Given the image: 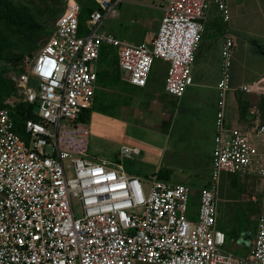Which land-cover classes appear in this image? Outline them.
Returning a JSON list of instances; mask_svg holds the SVG:
<instances>
[{
    "label": "built area",
    "instance_id": "obj_1",
    "mask_svg": "<svg viewBox=\"0 0 264 264\" xmlns=\"http://www.w3.org/2000/svg\"><path fill=\"white\" fill-rule=\"evenodd\" d=\"M120 1L95 0L103 12L90 14V28L81 35L80 5L67 0L27 71L11 79L17 95L5 104L32 106L40 121L23 122L26 141L14 131L10 112L0 108V264H264V214L243 257L225 249L226 237L217 229L220 174L264 177V124L257 112L249 111L255 118L249 127L226 125L229 92L264 95V77L231 86L229 36L215 86L212 184L200 190L194 221L187 216V186L155 179L145 190L117 162L93 161L88 155L89 130L78 119L93 102L101 45L117 50L124 81L138 88L147 85L155 59L166 62L165 92L181 98L193 84L192 63L210 4L228 20L224 0H167L153 40L131 45L98 33L101 21L116 15ZM253 137L261 142L260 151ZM120 154L130 159L139 151L122 147ZM73 201L80 205V217L74 215Z\"/></svg>",
    "mask_w": 264,
    "mask_h": 264
},
{
    "label": "rangeland",
    "instance_id": "obj_2",
    "mask_svg": "<svg viewBox=\"0 0 264 264\" xmlns=\"http://www.w3.org/2000/svg\"><path fill=\"white\" fill-rule=\"evenodd\" d=\"M12 1L29 5L44 21V31L38 44L40 49L54 25L48 18L47 12L57 10V14H62L67 0H58L56 3L51 0ZM166 1L121 0L115 6L116 15L103 19L98 33L131 45H140L149 41L157 33L162 17L160 6H165ZM80 3L86 8L81 15V35H85L90 28L87 24L88 11L102 13L103 10L95 4V0H80ZM203 25L204 34L198 53L200 54L202 47L210 45L213 58L209 57L208 69L192 72L193 84L185 89L181 98L165 92L168 66L161 59H155L146 88L120 83L118 87L112 89L97 83L95 109L90 112L87 123L84 124L89 130L88 155L93 161L101 158L117 162L126 174L138 176L145 190L153 180L158 179V172L162 177L168 174L169 179L163 178L161 181L185 184L190 188L187 214L191 211L196 216L200 189L208 188L212 184L209 175L211 166L209 168V163H206V169L200 173L199 179H188V176L193 172L194 164H197V168L204 167V163H192L197 153L201 161L205 158L208 160L211 149L218 96L217 91L208 86L214 84L219 73L221 59L218 58L216 48L220 40L222 41L217 26L207 24L206 20ZM108 51L115 50L109 47ZM235 57L237 63L231 69L233 81H237L235 85L252 84L264 77L263 55L247 48ZM120 73L121 76L125 75L122 70ZM195 73L198 78L195 77ZM17 74L16 70L8 69L7 76L11 79ZM260 95L234 91L228 93L227 118L232 115L238 120L231 121L233 128L243 129L244 125L241 123L245 124V122L240 123L239 99H247L250 102L248 112H259L257 103ZM161 104L168 106L169 109V121L166 120L167 122L162 126L160 125ZM17 134L26 141L30 138L23 130H18ZM251 143L257 150H261L259 140L253 137ZM124 146L138 148L140 153L132 155L130 159L123 158L119 155V151ZM46 152H49L48 147ZM73 212L76 217L81 216V208L77 201H73ZM216 214L217 229L222 230L226 235L225 249L234 255L246 256L251 245L244 247L242 244L244 241L253 242L258 220L264 214V177L250 172L221 173L217 187Z\"/></svg>",
    "mask_w": 264,
    "mask_h": 264
},
{
    "label": "trees",
    "instance_id": "obj_3",
    "mask_svg": "<svg viewBox=\"0 0 264 264\" xmlns=\"http://www.w3.org/2000/svg\"><path fill=\"white\" fill-rule=\"evenodd\" d=\"M51 1L53 3L58 2V0ZM77 2L81 8L79 18V29L81 34V15L86 11V8L80 3V0H77ZM91 12L93 13V11H88L89 17ZM47 13L49 15L48 18L51 19L54 24L53 30L48 34L50 37L55 30L56 21L61 14H57V10H51ZM44 26V21L39 15L34 13L29 5L14 3L12 0H0V108H6L10 112L14 122V131L16 133L18 130H23L24 134L26 133L23 127V122L25 120L31 119L35 122H39L40 120L33 114L32 106L23 102H19L13 107L5 104L7 99L10 97H16L17 95V88L15 87L14 82L7 76L8 69L16 70L18 74L27 71L29 61L41 49L38 48V44L41 34L44 31ZM109 47L113 48L115 51L109 52ZM95 63L96 86L97 83H100L106 88L115 89L120 83H126L123 80V76H121V69L118 65L117 50L114 47L101 45L99 56ZM148 83L149 78L147 84ZM95 97L96 94H94L91 107L82 111L78 119L79 122L83 124L87 123L90 112H93L95 109ZM238 104V108L241 111L240 122L248 123L246 125L247 127L251 126V123L255 118L254 116H250L248 112L250 102L247 99L242 100L241 98L239 99ZM257 106L259 109V112H257L259 120L264 124V95L262 97L260 95ZM157 178L162 180L164 177L158 172Z\"/></svg>",
    "mask_w": 264,
    "mask_h": 264
},
{
    "label": "crops",
    "instance_id": "obj_4",
    "mask_svg": "<svg viewBox=\"0 0 264 264\" xmlns=\"http://www.w3.org/2000/svg\"><path fill=\"white\" fill-rule=\"evenodd\" d=\"M224 3L226 6V11H227V15H228L227 21L223 20L222 13L220 11H218L216 6L212 3L210 4L209 9L205 15V20H206L207 24L217 26V30H219L221 32L222 41L220 40L218 48H216L218 58L221 59L219 51H221L220 48H222V45L224 43L225 38L227 36H229L232 39V41H233V54H232L233 56L232 57L233 58H232L231 69H233V65L237 63V57H235V55L236 54L239 55L241 53V51H244L247 48L255 50L264 56V54L262 53V52H264V0H224ZM160 7H161L162 15H163L162 10L165 6H160ZM205 20L203 21V23H205ZM203 23H202V25H203ZM203 34H204V25H203V32H202L201 39L203 38ZM154 37H155V35L151 38V40L149 39V41H146L144 43L151 42ZM200 42H201V40H200ZM200 42H199V45H198V47L195 51V54H194V60L192 63V72L193 73H194V70H199V69L202 70L203 68L208 69L207 66L209 65L208 64L209 57H211V59L213 58V50H211L212 48L210 47V45L202 47L200 54L198 53L199 49H200ZM256 47H259L260 50L256 49ZM208 71H210V70H208ZM220 71H221V66L219 69L218 76H217L216 80L214 81V84L212 86H208V87L215 89L216 83L220 77ZM195 77L198 78L196 73H195ZM259 79H261V78H259ZM123 80H124V76H123ZM193 81H194V78H193ZM236 82L237 81H233V76L231 75V86L233 88H236V87L241 85V84L235 85ZM200 85H202V84H200ZM147 86H148V84L144 88H146ZM160 106H162L161 111H160V114H161L160 116L162 117V121H160L161 122L160 125L162 126L167 121H169V114H168L169 109H168V106H165L163 104H161ZM135 113L138 114V112H134V114ZM227 117L228 116L226 115V125H227V127H232L231 121H234L236 117L234 118L232 115L229 118H227ZM235 121H238V120H235ZM241 124L244 125L243 127L245 128L248 123L245 122V124H243V123H241ZM214 137H215V121H214V134H213V138H212V144H211V149L209 152L208 160L205 158L204 161H201V157L199 156V153H197V155H196L197 157L194 160V162H192V163H204V167L202 166L200 168H197V164H194L193 170H192L193 172L190 173V175L188 176V179L190 178V179L194 180L196 178H198V179L201 178L200 173L204 169H206V166H207L206 163H209V168H210V166H211V153H212V148H213ZM132 149H137L139 151L138 148H132ZM139 153H140V151H139ZM119 155L121 156L120 151H119ZM191 169H192V167H191ZM210 172H211V170L209 171V175H210ZM136 177H138V176H136ZM164 178L169 179V175L165 174ZM176 184H180V183H176ZM182 185H185V184H182ZM187 216L190 220L196 219V214H194L191 211L188 212ZM219 231H221L222 233H225L222 230H219ZM225 237H226V235H225ZM239 242H241V240H239ZM247 245L250 246L251 242L244 241L242 244V246H244V247H248Z\"/></svg>",
    "mask_w": 264,
    "mask_h": 264
},
{
    "label": "water",
    "instance_id": "obj_5",
    "mask_svg": "<svg viewBox=\"0 0 264 264\" xmlns=\"http://www.w3.org/2000/svg\"><path fill=\"white\" fill-rule=\"evenodd\" d=\"M256 49L260 50L259 47H256ZM262 52V51H261ZM264 54V52H262Z\"/></svg>",
    "mask_w": 264,
    "mask_h": 264
}]
</instances>
